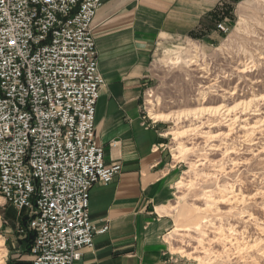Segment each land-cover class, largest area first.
Returning <instances> with one entry per match:
<instances>
[{"label":"rangeland","instance_id":"374dc122","mask_svg":"<svg viewBox=\"0 0 264 264\" xmlns=\"http://www.w3.org/2000/svg\"><path fill=\"white\" fill-rule=\"evenodd\" d=\"M219 15L215 37L165 39L151 56L142 111L166 134L159 147L175 177L161 210L171 221L163 264H264V0L232 18L222 5ZM153 108L181 119L156 120ZM173 131L185 132L178 139ZM10 211L0 205V264Z\"/></svg>","mask_w":264,"mask_h":264},{"label":"built area","instance_id":"2783aa9c","mask_svg":"<svg viewBox=\"0 0 264 264\" xmlns=\"http://www.w3.org/2000/svg\"><path fill=\"white\" fill-rule=\"evenodd\" d=\"M105 1L0 0V205L35 233L31 264H78L109 230L90 216L92 189L123 170L96 140Z\"/></svg>","mask_w":264,"mask_h":264},{"label":"crops","instance_id":"0c3cea01","mask_svg":"<svg viewBox=\"0 0 264 264\" xmlns=\"http://www.w3.org/2000/svg\"><path fill=\"white\" fill-rule=\"evenodd\" d=\"M248 1L106 0L98 11L93 36L105 86L97 104L96 140L104 148L105 163H120L123 170L109 185L92 189L91 221L109 230L95 236L78 264H163L171 221L161 210L171 200L175 177L159 147L166 134L142 111L151 56L165 39L203 32L215 37L220 7L231 8L232 18ZM12 210L15 224L5 232L6 264H31L33 245L28 232H18L17 224L24 222Z\"/></svg>","mask_w":264,"mask_h":264},{"label":"bare ground","instance_id":"6f19581e","mask_svg":"<svg viewBox=\"0 0 264 264\" xmlns=\"http://www.w3.org/2000/svg\"><path fill=\"white\" fill-rule=\"evenodd\" d=\"M258 107V111H262L263 110V107L264 106H257ZM257 112V111H256ZM150 115H151V117L152 118H154V119H156V120H174V119H181V115H171V114H163V113H158V112H156V109H151L150 110ZM155 120V121H156ZM239 120H241V116H236L235 118H234V121H232V124H233V122H237V121H239ZM218 126V124H215L214 123V125H213V127H217ZM196 128H198V127H195L194 129H196ZM186 131V130H185ZM185 131H183V132H179V131H173L172 132V134H173V136H175L176 138H180V137H182L183 136V134H184V132ZM192 131V130H191ZM211 138V137H210ZM255 144H257V143H255ZM194 147V146H193ZM184 150H183V152H188V151H190L192 148L191 147H185V148H183ZM264 152V147L260 150V152L259 153H263ZM188 153H190V152H188ZM240 194V193H239ZM234 197V196H233ZM236 198H237V196H236ZM231 202V201H230ZM180 252L181 253H187L184 249H182V250H180ZM192 254H194V252H192V253H189L188 252V255H192Z\"/></svg>","mask_w":264,"mask_h":264},{"label":"trees","instance_id":"16d2710c","mask_svg":"<svg viewBox=\"0 0 264 264\" xmlns=\"http://www.w3.org/2000/svg\"><path fill=\"white\" fill-rule=\"evenodd\" d=\"M28 236H29L30 241H31V243H32V245H33V242H34V239H35V233H34L33 231H29V232H28ZM32 245H31V246H32Z\"/></svg>","mask_w":264,"mask_h":264}]
</instances>
